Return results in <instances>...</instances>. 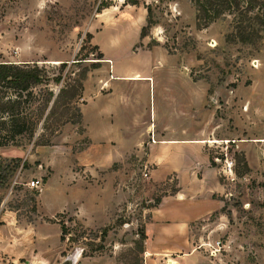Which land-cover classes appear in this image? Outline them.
I'll return each instance as SVG.
<instances>
[{"label":"rangeland","instance_id":"374dc122","mask_svg":"<svg viewBox=\"0 0 264 264\" xmlns=\"http://www.w3.org/2000/svg\"><path fill=\"white\" fill-rule=\"evenodd\" d=\"M197 15L194 0H0V62H38L55 94L65 89L49 126L41 125L32 139L0 146V264H61L75 253L145 264L146 220L158 200L176 190V175L152 183L144 175V147L110 169L84 164L90 140L79 116L86 103L79 82L85 75L89 92L99 83L107 89L103 79L122 72L146 77L114 80L113 98L121 91L139 97L145 118L158 124L166 106L162 83L185 72L200 83L201 99L187 105L188 126H202L203 151L218 168L223 190L215 195L222 207L192 224L193 244L211 264H264V163L254 148L264 150V142H253L264 138V97L258 95L264 25L257 18L264 8L251 11L243 0L240 10L208 26ZM238 26L254 32L250 41L240 40ZM136 109V103L124 107L129 125ZM173 121L178 124L177 116ZM113 168L120 174L113 176ZM36 178L41 189L51 178L42 193L29 186ZM77 184H116L123 199L114 208L106 190V206L92 205L81 187L73 188ZM75 207L85 220L70 211ZM102 210L107 219L99 221ZM217 240L221 252L212 256L208 243ZM201 254L186 264H210Z\"/></svg>","mask_w":264,"mask_h":264},{"label":"crops","instance_id":"0c3cea01","mask_svg":"<svg viewBox=\"0 0 264 264\" xmlns=\"http://www.w3.org/2000/svg\"><path fill=\"white\" fill-rule=\"evenodd\" d=\"M113 69L115 72L114 64ZM142 77L146 76H140L138 73H112L110 77L103 79L107 82V89L105 87L103 89L102 84L99 83V88H94L90 92L86 81L83 91V99L86 103L82 106L81 112L85 133L90 140V146L86 150L90 154V161L85 159L84 164L92 163L100 169H110L114 163L124 160L131 153L143 154L144 147L146 151L144 162L152 183L157 185L171 175H176L178 179L176 190L162 196L153 206L150 217L146 220L145 264H172V262L186 264V258L201 254L198 248L200 246L193 244L194 235L197 234L192 224L209 219L213 212L222 207L221 200L215 195L222 192L223 185L219 180L218 168L210 163L209 156L203 151L205 138L202 136V126L198 128L188 126L187 105L193 103L196 105L197 95L201 99L202 88L200 83L194 81L187 72L172 78L171 82L162 83L163 89L161 88L160 95L166 106L161 114L163 121L158 124L157 120L153 121V117H150V120L145 118L139 97L132 96L130 99L127 93L121 91L113 98L114 80L136 83L139 82L137 79ZM258 95L264 97V86L259 88ZM135 103L137 109L132 114V125H129L124 115V107ZM196 110L193 106V111ZM201 111L199 109L200 114ZM176 116L179 119L178 124L173 121ZM151 134L155 142H152ZM253 142L261 145L264 138L254 139ZM254 148L259 159L264 163V150L261 147ZM247 157L250 159L248 153ZM111 170L113 176L121 172L120 169ZM262 172L263 170L260 171ZM50 180L51 178L44 187ZM78 184L73 188L81 187L80 189L86 194V200L92 205L102 204L103 208L106 206L108 201L106 190L111 193L109 199L114 201L112 203L114 208L123 199L122 191L116 187V184H105L98 188ZM96 192L98 195L92 194ZM102 193L105 195L102 196ZM64 210L69 211V209ZM70 211L86 219L78 207ZM105 219L107 213L102 210L99 221ZM97 221L94 220L93 223H98ZM201 256L203 257L202 254ZM81 258L75 264L80 260H82L81 264H114L111 258L105 259L100 255L87 258H83L82 255ZM207 260L210 264L213 262L212 258Z\"/></svg>","mask_w":264,"mask_h":264},{"label":"trees","instance_id":"16d2710c","mask_svg":"<svg viewBox=\"0 0 264 264\" xmlns=\"http://www.w3.org/2000/svg\"><path fill=\"white\" fill-rule=\"evenodd\" d=\"M241 1L243 0H194V3L198 19L204 21V26H208L222 14L240 10ZM247 3L251 11L257 6L260 9L264 8V1L247 0ZM259 16L257 18L264 25V17ZM237 28L241 41L251 40L254 32L247 31V28L242 26ZM88 37L91 38L92 34L89 33ZM99 58H104L103 53ZM61 66L65 67L67 63L62 62ZM48 72L47 68L38 62H0V146L14 145L22 136L32 139L41 125L49 126L55 115L59 97L65 89L62 88L56 95L52 86L48 84L50 81L47 80ZM62 75L63 73L53 80L58 84ZM84 79L85 75L78 85L81 92L84 91ZM79 116L82 118L81 110ZM65 238V229L62 226L61 240Z\"/></svg>","mask_w":264,"mask_h":264},{"label":"built area","instance_id":"2783aa9c","mask_svg":"<svg viewBox=\"0 0 264 264\" xmlns=\"http://www.w3.org/2000/svg\"><path fill=\"white\" fill-rule=\"evenodd\" d=\"M151 140L152 142H155V138L153 136V134L151 135ZM228 167L231 169L232 168V164L228 162ZM145 176H149V173L148 171H145L144 173ZM30 187L32 188H40L42 187V180L39 179V178H36V179H32L31 182H30ZM208 246L211 247V255L212 256H217L220 252H221V241L220 240H217L215 243H208Z\"/></svg>","mask_w":264,"mask_h":264},{"label":"water","instance_id":"95a60500","mask_svg":"<svg viewBox=\"0 0 264 264\" xmlns=\"http://www.w3.org/2000/svg\"><path fill=\"white\" fill-rule=\"evenodd\" d=\"M75 254L69 255L61 264H75Z\"/></svg>","mask_w":264,"mask_h":264},{"label":"bare ground","instance_id":"6f19581e","mask_svg":"<svg viewBox=\"0 0 264 264\" xmlns=\"http://www.w3.org/2000/svg\"><path fill=\"white\" fill-rule=\"evenodd\" d=\"M57 63H58V62H56L55 64H57ZM60 63H61V62H60ZM75 259H76V260H75V263L80 259V254H79V253H76V254H75ZM172 264H175V263L172 262Z\"/></svg>","mask_w":264,"mask_h":264}]
</instances>
